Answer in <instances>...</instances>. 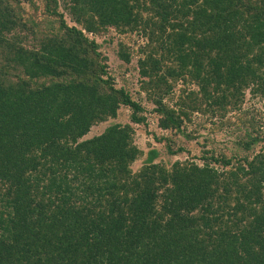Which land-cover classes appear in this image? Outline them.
<instances>
[{
	"label": "trees",
	"instance_id": "trees-1",
	"mask_svg": "<svg viewBox=\"0 0 264 264\" xmlns=\"http://www.w3.org/2000/svg\"><path fill=\"white\" fill-rule=\"evenodd\" d=\"M263 118L264 0H0V264H264Z\"/></svg>",
	"mask_w": 264,
	"mask_h": 264
},
{
	"label": "rangeland",
	"instance_id": "rangeland-1",
	"mask_svg": "<svg viewBox=\"0 0 264 264\" xmlns=\"http://www.w3.org/2000/svg\"><path fill=\"white\" fill-rule=\"evenodd\" d=\"M99 41H101V40H99ZM123 41L130 48H132L133 50H136L138 48V45L136 43H134L132 38H130V39L126 38ZM140 43L141 42L139 41L138 44H140ZM115 44L116 43L105 45L104 48H103V52L108 57L109 68L114 71V76L116 78V83L119 84L121 78H120V76H118V74H122L124 72L125 66H123V65L121 66L120 65L121 62L116 57V53H115V50H114V48L116 49ZM124 76H125V78L128 79V83H130V85L132 84L133 88H136V79H135L136 75H135L134 79H131V76L129 74H127V75L124 74ZM144 103H146V102H144ZM147 106H148L149 109L152 108V106H151V104L149 102H148ZM245 107H246L245 109H247V108H249L250 110H254L255 109L258 112L262 110L261 106H260V102L258 100H255V99L251 100L249 96H248L247 103L245 104ZM126 116H127V111L121 112L119 114L118 121L126 122L127 121ZM149 118H150L149 129H152L153 131H155L156 130V122H155L154 119H152L151 116ZM108 124H109V122L102 123V124L94 127L91 130L90 135L100 133ZM199 133L204 136V131L200 130ZM214 137H215V140L221 141V142L227 140V136H225L223 134V132H221L219 134H215ZM136 142L142 148H146L145 147V143L146 142L153 143L151 137L145 135V133H144L142 128H138V129L136 128ZM198 142H202V140L197 139V140H193V141L190 142V148L194 151L193 153L197 154V155L200 154V151H201V148H202L201 146H199ZM156 146H158V145H156ZM162 156L165 157L164 155H162ZM141 162H142V159L139 161L138 166L141 164Z\"/></svg>",
	"mask_w": 264,
	"mask_h": 264
}]
</instances>
